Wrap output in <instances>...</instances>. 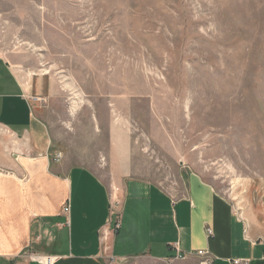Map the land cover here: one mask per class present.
I'll return each mask as SVG.
<instances>
[{
  "label": "rangeland",
  "instance_id": "rangeland-1",
  "mask_svg": "<svg viewBox=\"0 0 264 264\" xmlns=\"http://www.w3.org/2000/svg\"><path fill=\"white\" fill-rule=\"evenodd\" d=\"M0 56L50 80L33 111L112 204L197 175L264 209V0H0Z\"/></svg>",
  "mask_w": 264,
  "mask_h": 264
},
{
  "label": "crops",
  "instance_id": "crops-1",
  "mask_svg": "<svg viewBox=\"0 0 264 264\" xmlns=\"http://www.w3.org/2000/svg\"><path fill=\"white\" fill-rule=\"evenodd\" d=\"M27 74L24 83L0 56V264H42L31 255L53 264H162L174 245L191 254L174 264H196L198 250L212 264H264V209L238 210L197 175L179 198L128 178L113 208L108 187L56 149L33 111L50 98V80Z\"/></svg>",
  "mask_w": 264,
  "mask_h": 264
},
{
  "label": "built area",
  "instance_id": "built-area-1",
  "mask_svg": "<svg viewBox=\"0 0 264 264\" xmlns=\"http://www.w3.org/2000/svg\"><path fill=\"white\" fill-rule=\"evenodd\" d=\"M61 156L57 155L55 157V160H60ZM116 206H118V202H113L112 207L115 208ZM68 207H65L63 209V211L65 213H68ZM1 226V223H0ZM206 233L208 236L212 235V232L210 229H206ZM174 250H175V255L165 259L162 264H174L175 262L178 261H184L186 260L187 256H190L191 254L189 253H184L182 252L176 245L173 246ZM195 257L200 258V260L196 263V264H212L211 260L207 257L205 251L203 250H198L193 254ZM30 258L32 260L38 261L42 264H53L54 263V258L46 256V257H40L38 255H31ZM234 264H238V261H234Z\"/></svg>",
  "mask_w": 264,
  "mask_h": 264
}]
</instances>
